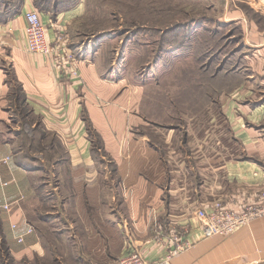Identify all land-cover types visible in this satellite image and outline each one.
<instances>
[{
  "label": "crops",
  "instance_id": "crops-1",
  "mask_svg": "<svg viewBox=\"0 0 264 264\" xmlns=\"http://www.w3.org/2000/svg\"><path fill=\"white\" fill-rule=\"evenodd\" d=\"M30 6L24 0L18 13L0 21V126L25 106L27 117H38L32 128L41 124L63 143L65 160L38 170L20 166L15 148L22 132L0 129V155H11L0 166V204L11 203L10 210L0 206V264H95L136 247L146 264H264V216L223 237L206 236L194 217L213 201L240 210L264 190V0H212L219 19L238 31L241 49L220 52L215 67L206 66L211 100L188 116L198 131L190 152L172 148L175 135L165 131L173 129L170 124L159 127L139 117L129 125L137 127V139L134 130L126 133V104L121 94L114 98L115 86L109 89L89 54L79 57L83 83H78L58 74L49 56L28 52L24 11ZM41 18L50 40L63 31L79 50L62 15L54 19L42 12ZM128 105L143 110L139 101ZM81 110L104 140L99 153L89 145ZM161 128L170 145L165 151L151 144L150 136ZM172 223L187 228L195 243L165 260L168 247L154 239Z\"/></svg>",
  "mask_w": 264,
  "mask_h": 264
},
{
  "label": "rangeland",
  "instance_id": "rangeland-1",
  "mask_svg": "<svg viewBox=\"0 0 264 264\" xmlns=\"http://www.w3.org/2000/svg\"><path fill=\"white\" fill-rule=\"evenodd\" d=\"M8 1L0 0V4ZM211 4L212 0H46L44 11H55L50 13L54 19L56 15H62V24L65 25L72 46L80 47L79 50L72 47L77 57L89 54V60L97 64L100 76L106 79L109 89L115 86L114 98L121 94L126 104L123 105L124 118L127 120L126 133L129 128L134 130L135 135L131 136L137 139V127L129 125L139 117L149 119L159 127L170 124L167 128L173 129L165 131H172L175 135L172 148L178 149L181 145L190 152L196 148L195 134L198 131L194 125L195 119L188 118L195 112V106L189 103L196 102L197 79L200 80L198 87L201 91L207 83L200 67L205 68L208 62L213 63L212 68L215 67L218 63L215 55H218L216 50L219 46L224 55L228 51L241 49L238 31L232 23L219 19L218 8H213ZM32 7L37 8L33 0L30 8ZM66 11L67 16L64 14ZM76 82L83 83L81 73ZM199 93L201 102L198 104L211 100V93ZM137 101L143 105L142 111L141 108L138 110L135 106L128 105ZM82 111L80 117L85 120L89 145L99 153L104 140L90 122L91 128L88 129V121ZM12 114L13 117L7 119L6 125H1L0 129L10 130L12 133L16 130L27 132V138L23 135L19 137L17 145L23 139L25 154L39 156L36 149L42 144L27 140L32 137L29 136L32 128L30 123L27 124L25 117L19 112ZM27 119L32 122L37 121L38 117L30 115ZM176 124L182 126L176 127ZM152 126L142 127L148 130ZM34 127L37 128V136L44 131L41 124ZM162 129L155 130L153 137L150 136L152 148L159 151H165L170 146L165 144L160 135ZM11 132L9 133L13 136ZM129 138H126L127 142ZM52 140L54 141L53 138ZM53 143L57 146L56 153L62 155L57 157V163L65 160L63 143H57L56 137ZM148 143L150 142L146 141L145 144ZM20 156L21 154L18 160H27L31 166L53 165L52 160L31 161ZM54 182L56 179L53 178ZM125 198L132 200L130 189L125 190Z\"/></svg>",
  "mask_w": 264,
  "mask_h": 264
},
{
  "label": "built area",
  "instance_id": "built-area-1",
  "mask_svg": "<svg viewBox=\"0 0 264 264\" xmlns=\"http://www.w3.org/2000/svg\"><path fill=\"white\" fill-rule=\"evenodd\" d=\"M25 18V48L31 53H40L49 56L52 67L61 76L80 79L77 54L70 47L68 38L63 31H59L54 40L47 36V27L41 18V12L37 8H28L24 11ZM11 155H0V166L8 164ZM9 184L7 180H1V185ZM0 206L5 210L11 209V203L4 201ZM264 216V190L259 194L256 203L244 205L240 210L229 209L221 201H213L207 206H202L194 211V217L199 221V225L206 236H226L239 228L250 224L254 219ZM12 227L16 228L17 223L13 222ZM28 227L27 231H31ZM18 241L23 240V235L17 236ZM158 243H163L168 247L165 260L179 255L190 249L195 241L187 228L182 231L177 229L175 224H171L165 234H159L154 239ZM95 264H146L145 255L140 247L132 248L128 253L118 258Z\"/></svg>",
  "mask_w": 264,
  "mask_h": 264
},
{
  "label": "trees",
  "instance_id": "trees-1",
  "mask_svg": "<svg viewBox=\"0 0 264 264\" xmlns=\"http://www.w3.org/2000/svg\"><path fill=\"white\" fill-rule=\"evenodd\" d=\"M33 2H34V5L37 7V8H39L42 12H49V10L48 11H44V10H46V7L44 6V4H45V2H46V0H40V1H38V0H33ZM23 3H24V0H9L8 2H3V4L1 5L0 4V21H2V20H6V19H8L9 17H12V16H14L16 13H18L19 12V10L21 9V7H22V5H23ZM51 13V12H50ZM53 13H55V11H52V13L51 14H53ZM223 49L221 48V46H219L218 47V49L216 50V52H217V54H219L221 51H222ZM201 68V70H205L206 72L205 73H203L202 71H201V74H202V76L204 77V79L206 80L207 79V83H206V85L204 84V87L205 88H203L202 89V91L199 89V87H198V82L200 81V80H198L197 79V83H196V102L194 101V102H190L189 104H192V106H195V108L197 107V105H199L198 103L199 102H201L200 101V96H198V94H200L199 92H202V95H206V94H208V93H206V91L209 89V91H210V84H211V78H212V76H211V74H210V72H207L208 71V69L210 68V65H209V67H205V68H203V66L202 67H200ZM200 77V76H199ZM199 77H197V78H199ZM208 77V78H207ZM17 98L18 99H21L22 97L21 96H17ZM208 99V98H207ZM185 107H186V105H185ZM194 108V109H195ZM15 112H19L20 114H21V116L22 117H24L25 116V113H24V110H23V108L22 109H19V108H16V111ZM19 114V115H20ZM88 121V120H87ZM90 121H88V124H87V127H88V129H90L91 128V122L89 123ZM26 123L27 124H29L30 123V121L29 120H26ZM22 132V131H21ZM26 132V131H25ZM38 131H37V128H35V127H33V128H31V134L29 135V136H32L31 138H29V139H27L28 141L30 140V142L31 143H41L42 145H41V147H39V148H37L36 150H37V153L39 154V156L38 155H36V157L34 156V155H28V154H25V151H26V149H25V147H24V143H22V142H24L23 141V139H22V141L20 140V142L21 143H18V145L16 146V148H15V152H17V156H16V160H17V163L20 165V166H23V167H25V168H29V169H31V170H38V168L40 167V166H31L30 164H29V161H27V160H18V158H19V154H21V156H22V158H28L29 160H31V161H38V160H40V161H42V159H45V160H47L48 162L50 161V160H52L51 162V164H55V162H57L58 160H57V157L58 156H56V154H55V152H53V151H51V150H53L54 149V151H55V144L53 143V140H52V138L50 137L49 138V136H48V134L47 133H45L44 131H42V133L40 134H38V136L36 135V133H37ZM27 133V132H26ZM26 133H24V132H22V135L23 136H26L25 138H27V136H28V134H26ZM42 137L43 138H46L45 139V141H43L42 140ZM23 138V137H22ZM36 140H35V139ZM26 147H28V145H25ZM93 149V148H92ZM50 150V151H49ZM93 152H95L94 151V149H93ZM20 156V157H21ZM43 163V162H42ZM43 165H45V164H42L41 166H43ZM51 166V165H50Z\"/></svg>",
  "mask_w": 264,
  "mask_h": 264
}]
</instances>
